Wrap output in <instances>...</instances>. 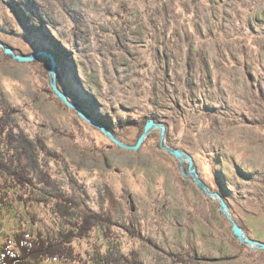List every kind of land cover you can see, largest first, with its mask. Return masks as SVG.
Masks as SVG:
<instances>
[{
	"label": "rangeland",
	"instance_id": "374dc122",
	"mask_svg": "<svg viewBox=\"0 0 264 264\" xmlns=\"http://www.w3.org/2000/svg\"><path fill=\"white\" fill-rule=\"evenodd\" d=\"M0 40L25 56L53 54L60 88L124 143L136 144L149 119L164 123L168 146L189 153L264 242V0H0ZM49 67L0 49V101L45 148L38 178L48 173L76 196L78 215L112 213L110 237L96 228L77 244L86 264L94 242L142 264H264L184 176L189 164L162 149L159 130L138 151L117 146L58 99ZM42 188L3 197L0 256L16 231L62 229Z\"/></svg>",
	"mask_w": 264,
	"mask_h": 264
},
{
	"label": "trees",
	"instance_id": "16d2710c",
	"mask_svg": "<svg viewBox=\"0 0 264 264\" xmlns=\"http://www.w3.org/2000/svg\"><path fill=\"white\" fill-rule=\"evenodd\" d=\"M20 12L17 11L19 17L22 15ZM14 113L13 109L0 101V191L5 192L3 196L0 195V210L2 211L1 204L10 205V198L6 199L9 191L21 190L30 196L34 194V189L43 190V186L47 188L45 195L51 197L55 203L56 213L63 226L56 235L47 234L40 228H36L35 232L16 231L1 248L0 264H86L87 261L79 252L77 244L96 228L104 229V233L108 235L111 226L115 225L112 213L85 212L78 215L76 210L81 202L76 196L62 190L59 181L54 180L48 173L43 178H38V150L45 151V148L41 141L38 145L20 130ZM23 198L25 197H21ZM93 245V253L88 254L93 264H142L134 252L130 256L120 255L113 258L108 254L103 255L101 247L95 242Z\"/></svg>",
	"mask_w": 264,
	"mask_h": 264
},
{
	"label": "water",
	"instance_id": "95a60500",
	"mask_svg": "<svg viewBox=\"0 0 264 264\" xmlns=\"http://www.w3.org/2000/svg\"><path fill=\"white\" fill-rule=\"evenodd\" d=\"M0 49L6 56H9L12 60L17 62L29 63L36 61L39 58H46L49 60L50 67L48 69V77L52 91L58 97V99L71 111H73L81 120L86 122L88 125L98 129L102 134H104L109 140L115 143L117 146L138 151L143 143L149 138L150 134L154 130L160 131V145L164 151L174 156L182 166L187 162L189 164L188 172H183L184 176L191 177L197 187L209 198L215 200L219 203L220 212L226 216V218L232 223L233 235L240 241L242 244L249 246L253 250H263L264 251V242L252 239L247 232L239 225L237 220L234 218L232 209L227 202V200L219 193L213 191L201 178L196 168L195 162L192 156L178 148H172L167 144V126L164 123H157L154 119H149L144 127V131L141 136L138 138L136 144L128 145L120 140L113 131L103 125L100 121L91 117L86 113L82 107L72 101L68 94L64 92L58 82V61L56 57L45 51H38L31 55L25 56L17 53L12 47L6 45L0 40Z\"/></svg>",
	"mask_w": 264,
	"mask_h": 264
},
{
	"label": "flooded vegetation",
	"instance_id": "af4514ba",
	"mask_svg": "<svg viewBox=\"0 0 264 264\" xmlns=\"http://www.w3.org/2000/svg\"><path fill=\"white\" fill-rule=\"evenodd\" d=\"M84 111H85V109L84 108H82ZM105 125H107V124H105ZM107 127H108V125H107ZM115 133V132H114Z\"/></svg>",
	"mask_w": 264,
	"mask_h": 264
}]
</instances>
